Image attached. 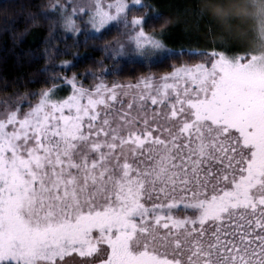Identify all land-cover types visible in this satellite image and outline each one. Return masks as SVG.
Wrapping results in <instances>:
<instances>
[{"label":"snow or ice","instance_id":"1","mask_svg":"<svg viewBox=\"0 0 264 264\" xmlns=\"http://www.w3.org/2000/svg\"><path fill=\"white\" fill-rule=\"evenodd\" d=\"M79 11L91 31L61 11L77 43L123 25L108 59H200L110 86L108 69L90 86L73 73L67 95L52 83L0 101V264H264V63L166 48L144 24L163 35L167 19L144 0Z\"/></svg>","mask_w":264,"mask_h":264},{"label":"trees","instance_id":"2","mask_svg":"<svg viewBox=\"0 0 264 264\" xmlns=\"http://www.w3.org/2000/svg\"><path fill=\"white\" fill-rule=\"evenodd\" d=\"M68 1L0 0V101L14 92H39L52 83L60 84L64 76L70 77L73 73L86 84L95 82L87 72L99 75L101 69L109 70L103 77L106 80L136 82L142 76L163 75L170 72L173 65L196 63L200 59L184 55L158 64L144 61L138 55L121 57L118 61L108 59L103 51L105 43L117 37L124 40V28L109 27L104 39L89 40L86 45L77 43V36L64 31L51 7ZM144 2L169 21L163 35L159 22L144 24L145 31L156 34L166 48L207 49L209 52L216 48L229 55L239 52L249 56L264 52V0ZM223 9L226 15L221 12ZM42 13H48V18ZM141 14L143 10L133 11L129 19ZM79 39L83 40V36ZM56 49L60 50L59 54ZM62 61L70 62L69 66L64 67ZM114 65L117 70L112 71ZM46 67L49 71H43ZM54 76L60 78L52 80Z\"/></svg>","mask_w":264,"mask_h":264},{"label":"rangeland","instance_id":"3","mask_svg":"<svg viewBox=\"0 0 264 264\" xmlns=\"http://www.w3.org/2000/svg\"><path fill=\"white\" fill-rule=\"evenodd\" d=\"M91 2H92V0H69L67 3H62V5L57 6L56 8H54L53 14L55 15V17L58 19V21L61 24H63V21L61 19V11H63L64 14H71V15H73V19L76 21L77 27H79V28H81L83 30H86V29L88 30L89 29L88 31H91L90 26H86L85 23H84V21L87 20V16L84 13H82V12L79 11V8L81 6L86 5V4H89ZM106 2H107V0H105V3ZM61 6H63L62 9H61ZM74 8L77 10L75 13H73V9ZM224 10L225 9L221 10V12L224 15H226V13L224 12ZM189 20H191V18H189ZM120 27L123 28V25H120ZM252 57L255 58V61L256 62H258V63H264V52L261 55L252 56ZM149 75H153V74H149ZM155 76L156 77H159L161 75H155ZM104 81H105V83L109 84V86L113 82H117V83H121V84L129 83V82L109 81V80H106V79H104ZM93 83H91V84H93ZM131 83H136V82H131ZM84 84H85V86H90L91 85V84H86V83H84ZM59 85H60V88H61V90L59 92V95L63 96V95L69 94V92H70V86L69 85L64 84L63 80H62V82Z\"/></svg>","mask_w":264,"mask_h":264},{"label":"clouds","instance_id":"4","mask_svg":"<svg viewBox=\"0 0 264 264\" xmlns=\"http://www.w3.org/2000/svg\"><path fill=\"white\" fill-rule=\"evenodd\" d=\"M169 21L166 20V23H168Z\"/></svg>","mask_w":264,"mask_h":264}]
</instances>
